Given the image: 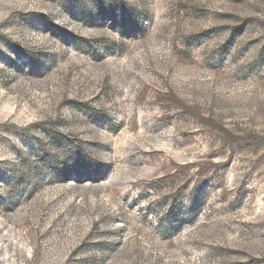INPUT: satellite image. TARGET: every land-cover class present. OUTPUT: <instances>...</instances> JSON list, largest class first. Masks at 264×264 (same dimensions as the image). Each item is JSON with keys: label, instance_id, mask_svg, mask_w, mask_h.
<instances>
[{"label": "rangeland", "instance_id": "obj_1", "mask_svg": "<svg viewBox=\"0 0 264 264\" xmlns=\"http://www.w3.org/2000/svg\"><path fill=\"white\" fill-rule=\"evenodd\" d=\"M0 264H264V0H0Z\"/></svg>", "mask_w": 264, "mask_h": 264}]
</instances>
